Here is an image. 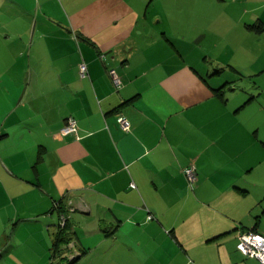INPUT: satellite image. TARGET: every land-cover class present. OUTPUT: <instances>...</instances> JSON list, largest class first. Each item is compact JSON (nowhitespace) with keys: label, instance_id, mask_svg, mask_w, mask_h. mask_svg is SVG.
<instances>
[{"label":"crops","instance_id":"1","mask_svg":"<svg viewBox=\"0 0 264 264\" xmlns=\"http://www.w3.org/2000/svg\"><path fill=\"white\" fill-rule=\"evenodd\" d=\"M249 230L264 0H0V264H260Z\"/></svg>","mask_w":264,"mask_h":264},{"label":"built area","instance_id":"2","mask_svg":"<svg viewBox=\"0 0 264 264\" xmlns=\"http://www.w3.org/2000/svg\"><path fill=\"white\" fill-rule=\"evenodd\" d=\"M86 73V66L84 64L80 65V75L83 77ZM112 74V72H110ZM113 75V74H112ZM113 83L116 87H119V80L113 76ZM117 123L122 131L127 132L130 129L129 121L123 117L118 116ZM76 121L73 118H68L66 120L65 126L61 129L60 133L62 135H66L69 133L76 132ZM184 175L187 180L188 186L190 188L193 187V184L196 180V171L193 164H190L184 170ZM64 225V217L60 216V226ZM236 249L244 255L245 257L252 258L257 260L260 264H264V236L261 234L246 231L241 233L238 236V241L236 244Z\"/></svg>","mask_w":264,"mask_h":264},{"label":"trees","instance_id":"3","mask_svg":"<svg viewBox=\"0 0 264 264\" xmlns=\"http://www.w3.org/2000/svg\"><path fill=\"white\" fill-rule=\"evenodd\" d=\"M61 203L62 202H58L57 204H55V209L56 210H58V213H59V215L61 216H63V215H65V211L63 210V208L61 207ZM66 226V225H65ZM65 228H62V229H60V231L59 232H61V231H63ZM249 231H252V232H255V233H258V232H256L255 230H249ZM58 232V233H59ZM244 232H246V231H244ZM259 234V233H258ZM262 235V234H261ZM262 236H264V235H262ZM238 241V240H237ZM54 246H53V251L55 250V252L57 251V245L54 243L53 244Z\"/></svg>","mask_w":264,"mask_h":264}]
</instances>
